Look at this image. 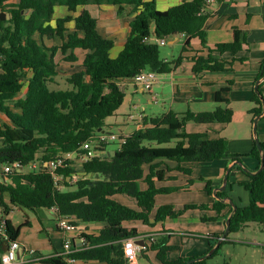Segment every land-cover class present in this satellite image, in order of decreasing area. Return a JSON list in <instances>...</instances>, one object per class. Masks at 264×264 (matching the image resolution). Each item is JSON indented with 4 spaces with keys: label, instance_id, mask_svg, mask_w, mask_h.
Returning <instances> with one entry per match:
<instances>
[{
    "label": "trees",
    "instance_id": "1",
    "mask_svg": "<svg viewBox=\"0 0 264 264\" xmlns=\"http://www.w3.org/2000/svg\"><path fill=\"white\" fill-rule=\"evenodd\" d=\"M104 5L118 7L117 15L130 19L128 37L116 58L111 56L115 41L99 33L98 18L89 9ZM210 5L208 0H184L161 11L157 0H0V14L11 15L10 19L0 17V175L5 165L19 163L23 167L22 171L14 169L2 174L8 180L0 183V209L10 241L16 240L20 232L8 219L14 209L32 212L56 207L57 220L66 218L77 226L106 224L98 235L83 236L84 248L69 254V259L130 264L123 256L122 242L139 234L137 229L123 227V223L141 221L150 225L156 197L177 190L157 187L171 171L165 167L166 161L177 164L175 171L191 175L192 170L184 164L206 163L230 156L228 139H211L207 133H188L187 125L190 122L229 124L233 112L229 100L222 94L229 92L231 81L228 88L216 94V111L197 115L190 111L180 115L170 112L144 118L145 128L127 135L126 143L113 149L114 156L94 155L83 163L81 173L70 166L58 168L55 173L63 177L59 182L62 188L55 183L51 169L45 166L67 153L85 154L83 145L104 132L105 120L123 105L126 95L121 82L133 79L138 73L148 70L158 75L170 74L184 61L193 63L195 75L233 71L235 55L249 48L247 38L235 31L232 42L209 47L205 24L211 16ZM59 11L63 12L60 16ZM179 35L187 38L183 52L194 54L180 55L167 62L161 58L158 41ZM193 39L200 41L201 50H192ZM46 40L61 43L49 46ZM77 51L83 53L82 59ZM226 53L233 58L224 59ZM61 61L79 63V69L64 76L63 83L58 80ZM263 78L264 59L255 81ZM24 88L27 90L22 96ZM261 88L262 84L258 87L259 93L254 89L251 100L250 113L254 119L264 118ZM111 145H94V151H113L109 149ZM261 145L264 155V142ZM249 156L258 161L259 170L262 154L256 141ZM240 157L232 156L233 159ZM235 168L247 180H228L226 189L216 192L211 206L188 205L177 211L171 205H163L156 209L154 223L176 219L196 209L216 213L213 218L203 215V222L216 221L226 209L228 219L233 208L224 200L229 198L234 185H238L248 193L249 203L237 204L227 239L253 223L264 228V169L252 174L240 166ZM142 183L146 189H142ZM213 190L207 184L205 192L211 196ZM121 195L134 199L142 211L115 199ZM223 233L204 238L210 249ZM227 239L212 255L191 264H235L227 259L212 262L220 255V248ZM6 245L7 242L0 239V252ZM172 250L167 236H160L149 239L140 257L148 260L147 254L153 251L159 264H188L196 259L169 261L167 256Z\"/></svg>",
    "mask_w": 264,
    "mask_h": 264
},
{
    "label": "crops",
    "instance_id": "2",
    "mask_svg": "<svg viewBox=\"0 0 264 264\" xmlns=\"http://www.w3.org/2000/svg\"><path fill=\"white\" fill-rule=\"evenodd\" d=\"M182 1L184 0H157V8L161 11H166ZM89 9L93 15L98 18L99 33L103 37L115 41L111 56L116 58L122 51L128 37L130 19L128 17H119L117 15L118 7L116 6L104 5L99 8L90 7ZM208 11L211 13V16L205 24V30L209 47L232 42L235 31L244 34L247 38L249 48L235 55L237 61H235L234 70L231 72H206L195 75L192 71L193 63L184 61L170 74L158 75L151 90L144 89L141 85H137L132 80L123 81L121 85L126 95L125 101L116 113L111 116L115 118L111 120L110 123H107L105 120L106 127L104 132L115 134V132H113V126H123L126 124L125 121L123 122L118 118L120 116H125L128 120L133 121L136 126L135 131H137L145 128L144 118H154L166 115L170 112L179 115L189 111L196 115L212 113L218 108V104L215 101L216 94L228 88L229 82H232L229 92L222 94L223 98L229 100V107L233 112L232 121L229 124L205 125L190 122L187 125L188 133H207L211 139L220 137L228 139L230 156L217 161L206 162L210 163L208 165L205 163L184 164L186 168L192 170L191 175H185L175 171L177 164L175 162L166 161L165 167H169L171 171L166 174V180L164 182L157 183V187L173 188L177 190L160 195L173 194L179 191L185 193L191 192V190L196 187H199L201 192H205L207 184H210L216 191L223 185V180L228 169H230L228 176L229 181L243 182L247 180V178L240 170L235 168L236 166H240L237 164L238 161L242 163L240 167L247 169L248 172L256 173L258 171L257 166L259 164H255V162L252 161L254 158L249 156L255 141L253 135L255 119L250 113V110L253 108L251 100L257 83L255 80L259 72L260 63L264 59V0H218L209 6ZM62 13V11H59L58 15L60 16ZM152 41H155V38H153ZM186 41L187 38L182 35L167 39L166 44L170 47V56L163 59L170 62L177 59L180 55L184 57L193 55V52H183ZM191 46L193 51L201 50L202 48L198 39H193L191 41ZM115 51H117L116 54ZM223 58L231 60L233 55L226 53L223 55ZM244 58L247 60L241 62L240 60ZM261 84V91L264 92V80L260 85ZM136 93L150 95L151 98L148 100V104L160 106L151 109L149 114L146 113L147 107L142 108L141 114L138 117H135L132 113L123 111L122 107L124 105H131L134 102V94ZM257 128L258 138L261 142H264L263 117H260ZM130 134L132 133H124L121 131L118 135L127 136ZM237 155H241V157L239 159L232 158V156ZM73 161V169L81 173L83 164L78 157L75 159L73 158ZM235 186L236 185H234V187ZM141 187L142 189H146L144 183L141 184ZM160 195L156 197L155 208L149 221L150 225H145L141 221H127L123 223V227L127 229H137L139 234L137 238L143 239L146 243H148L151 238L154 240L160 236H167L168 245L173 247V250L169 252L167 256L169 261L199 258L207 255L209 252L206 251L207 249L203 244L207 240L204 238H213V235L223 233L228 209L223 212L222 216H224L219 217L216 221L203 222L202 216L205 214H191L194 210H189L182 217L176 219L168 218L163 223H154V213L160 206L171 205L177 211L182 210L170 203L158 205L157 198ZM229 198H231L230 193ZM115 199L131 208L142 211L132 198L121 195L116 196ZM214 201L215 199L210 203H202L201 205L211 206ZM186 206H188V204H186ZM197 210L198 209H196V211ZM24 212H29L27 213L26 220L19 224L18 222L17 224L13 223L15 228H20L16 240L21 244V249L18 252V260L23 261V264H107L99 261L69 259L66 255L59 256V254L64 253V244L66 240L72 242L73 248H78V250L84 248L85 245L81 244L80 238L78 237L79 233L62 230L52 210L38 209L32 212ZM203 212L213 213L210 217L205 215L208 218L216 217V213L212 210ZM8 219L11 221L9 217ZM209 224L215 225H211L209 228ZM78 226L85 235H98L106 224L90 223L80 224ZM244 232L245 230L233 233V235L236 236L233 238L228 237V242L225 244H244L245 241L237 237ZM25 250H35L38 253V257L34 258ZM175 251L178 253L174 254ZM2 252H0V254ZM147 256L149 258L148 260L140 257L139 252L137 256L130 261V264H143L141 259L151 264H159L156 252H149ZM225 256H228L227 253L221 251L220 255L216 256L217 258L215 257L216 259L213 258L212 262L220 263L226 259Z\"/></svg>",
    "mask_w": 264,
    "mask_h": 264
},
{
    "label": "rangeland",
    "instance_id": "3",
    "mask_svg": "<svg viewBox=\"0 0 264 264\" xmlns=\"http://www.w3.org/2000/svg\"><path fill=\"white\" fill-rule=\"evenodd\" d=\"M96 14V13H95ZM49 46L53 45H58L60 44V40L56 41H46ZM170 47L168 44H161L160 43V50H161V58H167L170 56ZM117 51H115L116 54ZM77 54L80 59L83 58V53L81 51H77ZM79 69V63L76 64H71L69 62L61 61L60 63V74L61 78H58V80L63 83L64 82V76L67 74H71ZM27 88L23 89L22 96L26 93ZM134 102L129 105L126 104L122 107V110L127 112V113H132L135 117H138L141 114L142 108L147 107V114H149L151 109L157 108L160 105H149L148 100L151 98L150 95L145 94L142 95L141 93H136L134 94ZM141 100V102H140ZM127 115V114H125ZM133 116V117H134ZM115 117H109L106 119L107 123H110L111 120H113ZM121 119L123 122L125 121V125L123 126H118L115 125L113 126V132H115L116 135L120 134L121 131L124 133H133L136 130V126L133 121L128 120L127 117L125 116H120L118 117ZM112 144L109 149L113 150L117 147V143H110ZM174 145V144H172ZM75 158V157H74ZM251 160V159H250ZM255 162V164L258 165L257 160H252ZM206 165L210 163H205ZM204 165V164H203ZM259 166V165H258ZM257 166V167H258ZM28 170V169H26ZM215 190H213V195H209L207 192H201L199 190V187L193 188L191 192H176L173 194H168V195H160L157 198V204L160 205L162 203H170L173 205H176L177 208L179 209H184L186 204L188 205H201L202 203H210L215 199ZM231 195V199L238 204V205H247L249 203V195L248 193L244 190V188L235 186L234 190L232 192H229ZM27 213L29 212H24L20 209H15L9 216L11 221L14 224L22 223L26 220ZM191 214H205L210 217L213 213L212 212H203L200 210H194L191 212ZM211 225L215 224H209V228ZM225 231V230H224ZM223 231V232H224ZM236 235L230 234L229 237L233 238ZM240 239L244 240V244H235V245H222L220 248V251L226 252L228 256H225L228 261L232 260L236 264H264V228L259 225V224H251L250 227L245 229V232L239 236ZM221 239V238H220ZM219 239V240H220ZM219 242V241H218ZM204 246L206 247V251L211 252L209 242L205 241ZM178 252H174V254H177ZM217 258V257H216ZM215 258V259H216ZM143 264H151L150 262L141 259ZM231 261V262H232ZM232 262V263H233Z\"/></svg>",
    "mask_w": 264,
    "mask_h": 264
},
{
    "label": "built area",
    "instance_id": "4",
    "mask_svg": "<svg viewBox=\"0 0 264 264\" xmlns=\"http://www.w3.org/2000/svg\"><path fill=\"white\" fill-rule=\"evenodd\" d=\"M218 0H208L209 4H213ZM160 44H166V40L158 41ZM158 74L153 71H142L138 73L133 79H131L133 82H135L137 85H141L146 90H151L153 88V85L155 83V80L157 79ZM127 141L126 136L116 135L114 133H99L96 138H93L89 142H86L83 145V149L86 151L85 154H78L75 152L67 153L62 157L56 158L55 160L51 162L45 163V166H48L53 174L55 183L62 188L61 185H59V182L63 179L62 176L57 175L55 171L58 168H64L66 166H70L73 168V164L69 165L68 162L73 160V158L78 157V159L83 164L84 162L91 159L94 155H99V151H94V145L97 147H100L102 144H110V143H117L118 145H123ZM74 158V159H75ZM18 170L21 171L23 167L20 166L19 163H13L11 165H5L2 169V174H8L12 170ZM0 175V183H4L8 179L5 178L3 175ZM70 179V178H69ZM77 179V176H74V180ZM2 209H0V238L4 239V241L7 242V247L4 249V251L0 254V264H23V261L18 260V252L21 249V244L17 240L10 241L9 237L6 234V219L2 215ZM52 211L56 213L58 209L56 207L52 208ZM58 225L59 227L64 231H70V232H78V237L80 238L81 244H85V239L83 236H85L84 232L80 229L79 226L73 224L71 221H69L66 218L60 217L58 219ZM153 240V238H151ZM143 239L139 238H127L125 239L123 244V256L126 260L132 261L137 254L145 247L140 246L136 243V241H140ZM75 250H78V248H73L72 242L70 240H66L64 244V253L59 254V256L66 255L68 256ZM27 251L31 256L34 258L38 257V253L35 250H25Z\"/></svg>",
    "mask_w": 264,
    "mask_h": 264
},
{
    "label": "water",
    "instance_id": "5",
    "mask_svg": "<svg viewBox=\"0 0 264 264\" xmlns=\"http://www.w3.org/2000/svg\"><path fill=\"white\" fill-rule=\"evenodd\" d=\"M0 17L1 19H10L11 18V15L10 14H4V13H1L0 14ZM264 80V78L262 80H259L256 85H255V91L256 93H259V85L260 83ZM263 114H264V110H263ZM260 117L262 116H258L257 118H255L254 120V126H253V135H254V140L256 141L257 143V147L259 149V151L261 152L262 156H261V165H260V168L259 170L256 172V173H252V174H257L259 172H261L263 169H264V155H263V149H262V145H261V141L259 140L258 138V121L260 119ZM98 154L102 157H109V156H114L115 155V151H107V150H102V151H99ZM238 165L242 166V163L240 161L237 162ZM23 169H21L22 171ZM243 170L245 172H248L247 169L243 168ZM229 172H230V169L227 170V173L224 177V180H223V185L221 187L218 188V190H216L214 192V194H216L217 191H224L226 189V186H227V183H228V176H229ZM224 202H228L232 208H233V212L232 214L230 215V217L227 219L226 221V229L221 237L220 240H218L219 242H217V244L215 245V247L211 250V252H209L207 255L203 256V257H199V258H196V259H193L191 261L188 262V264H191V263H194L196 261H202L204 259H206L207 257H209L210 255H212L214 253V251L220 246V244L227 239V236L230 232V223H231V216L233 215V213L237 210V205L234 203V201L231 199V198H228L227 200H224ZM137 244H139L140 246L142 247H145L146 246V242L144 240H140V241H136Z\"/></svg>",
    "mask_w": 264,
    "mask_h": 264
}]
</instances>
